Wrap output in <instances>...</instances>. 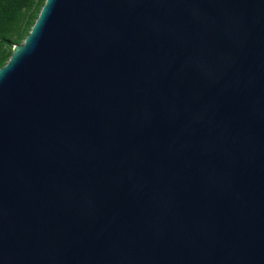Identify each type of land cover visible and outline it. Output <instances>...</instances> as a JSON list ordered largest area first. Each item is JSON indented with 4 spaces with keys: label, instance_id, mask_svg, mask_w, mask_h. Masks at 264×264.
I'll use <instances>...</instances> for the list:
<instances>
[{
    "label": "water",
    "instance_id": "water-1",
    "mask_svg": "<svg viewBox=\"0 0 264 264\" xmlns=\"http://www.w3.org/2000/svg\"><path fill=\"white\" fill-rule=\"evenodd\" d=\"M0 264H264V0H46L0 68Z\"/></svg>",
    "mask_w": 264,
    "mask_h": 264
},
{
    "label": "trees",
    "instance_id": "trees-1",
    "mask_svg": "<svg viewBox=\"0 0 264 264\" xmlns=\"http://www.w3.org/2000/svg\"><path fill=\"white\" fill-rule=\"evenodd\" d=\"M46 0H0V68L24 42Z\"/></svg>",
    "mask_w": 264,
    "mask_h": 264
}]
</instances>
